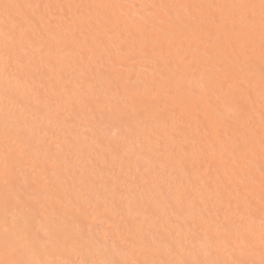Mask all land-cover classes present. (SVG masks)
<instances>
[{
	"label": "snow or ice",
	"instance_id": "obj_1",
	"mask_svg": "<svg viewBox=\"0 0 264 264\" xmlns=\"http://www.w3.org/2000/svg\"><path fill=\"white\" fill-rule=\"evenodd\" d=\"M114 45L118 57L149 65L151 79L134 82L110 71L121 66L112 62ZM69 71L73 88L65 84ZM0 84V264H61L56 256L68 248L65 237L31 229L40 209L16 190L17 170L28 161L37 196L45 195L41 181L49 187V173L57 175L58 157L43 164L32 160L37 130L28 118L55 122L56 130L44 136L56 138L69 121L79 127L75 122L85 116L95 120L101 106L138 112L147 144L138 145L137 161L146 152L166 156L172 172L181 175L168 180L149 169L139 178L138 187L145 189L142 214L129 210L135 227L123 246H113L110 258L79 264H264V0L139 5L0 0ZM85 131L92 132L95 148L107 147L114 158L127 147L128 136L106 146L102 127L89 123ZM76 147L69 143L68 153ZM69 203L75 214L85 215L90 201L78 195ZM64 207L56 197L52 223L67 215Z\"/></svg>",
	"mask_w": 264,
	"mask_h": 264
},
{
	"label": "bare ground",
	"instance_id": "obj_2",
	"mask_svg": "<svg viewBox=\"0 0 264 264\" xmlns=\"http://www.w3.org/2000/svg\"><path fill=\"white\" fill-rule=\"evenodd\" d=\"M20 2H26V0H20ZM31 2L41 4L117 3L139 5L147 3L220 4L258 2V0H31ZM111 52L112 62L121 66L115 70L109 69L110 71L125 74V78L131 77L134 82L138 77L141 80L151 79L149 65L143 64L138 58L136 60L122 59L113 52L112 48ZM104 59L107 61V56ZM258 67L257 64V71ZM40 72L46 73L47 68H41ZM64 76L66 86L73 88L75 79L73 74L69 71L65 72ZM52 83H55V81L53 80ZM184 87L187 90V85H184ZM0 88H2V84H0ZM56 98V96L50 97L51 100ZM41 109H43V105H41ZM258 110L259 106L257 105ZM17 111L19 110L17 109ZM187 118L191 120L194 128L195 119L192 116ZM23 119L21 117V120ZM142 119L138 112L131 109L124 110L122 113L101 106L95 108V120H92L90 116H85L83 121L75 122L80 125L79 127H73V122L69 121L63 125V132L56 138H46L44 136L45 132L49 133L50 136L51 132L56 130L55 122L49 125L46 119L28 118V123L35 125L37 130L31 141L33 147L32 160L43 164L53 157H58L55 165L57 175L53 177L49 173V187H44L45 182L41 181L40 187L43 188L45 195L37 196L32 192V189L36 187V173L32 170V161H28L26 166H21L17 170L15 177L16 190L24 193L25 199L40 209L39 213L31 219L30 227L34 232H38L41 236L59 235L67 239V250L61 251L56 256L61 264L65 259L79 264L82 259L110 258L109 253L113 246H123L129 228L135 227L134 224L129 223L131 219L129 210H131L132 216L137 213L142 214L140 197L144 194L145 189L138 187L140 184L139 178L147 175L149 169L160 172L162 177L168 180L181 175L179 172H172L166 156L146 152V158L137 161L135 153L139 151L138 145L140 143L147 144L143 124L141 123ZM256 121L258 125V116ZM89 123L103 128L108 137V140L105 141L106 146L109 143L114 146L121 137L128 136L127 147H123L115 158L107 147L104 149L95 148L91 144L92 132L85 131ZM3 124V116L0 114V141L3 139ZM128 128L136 129L138 135H131L127 131ZM85 137L89 139L86 141ZM154 142L155 137H153ZM69 143L77 145L70 154L68 153ZM49 145H51V151L48 150ZM56 145H59L60 149L64 151L61 152ZM129 148L134 150L129 151ZM169 173H171V176ZM81 178L86 180L87 183L81 185L79 183ZM175 186L174 183V189ZM163 187L167 191V185H163ZM2 190L3 180L0 178V192ZM78 195L82 200L86 198L90 201L86 206L85 215L75 214L70 207L69 202L74 201ZM56 197L64 200L65 207L61 211L62 213L66 212L67 215L61 214L56 218V223H52L51 206L56 204ZM12 211L17 215H32L24 211L17 212L16 209ZM259 219L260 216L257 211V227ZM2 222L3 207L2 201H0V225H2Z\"/></svg>",
	"mask_w": 264,
	"mask_h": 264
},
{
	"label": "rangeland",
	"instance_id": "obj_3",
	"mask_svg": "<svg viewBox=\"0 0 264 264\" xmlns=\"http://www.w3.org/2000/svg\"><path fill=\"white\" fill-rule=\"evenodd\" d=\"M112 50H113V52L114 53H116L117 52V48L116 47H112ZM121 71H124V70H121ZM124 73V72H123ZM123 77L125 76V74H121Z\"/></svg>",
	"mask_w": 264,
	"mask_h": 264
}]
</instances>
